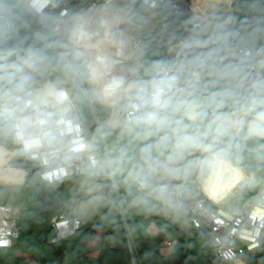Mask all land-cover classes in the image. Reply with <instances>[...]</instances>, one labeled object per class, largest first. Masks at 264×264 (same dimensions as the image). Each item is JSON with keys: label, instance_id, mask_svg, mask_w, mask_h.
<instances>
[{"label": "clouds", "instance_id": "obj_1", "mask_svg": "<svg viewBox=\"0 0 264 264\" xmlns=\"http://www.w3.org/2000/svg\"><path fill=\"white\" fill-rule=\"evenodd\" d=\"M36 3L0 0V134L22 153L175 216L264 182V20L215 16L157 56L130 7L61 19Z\"/></svg>", "mask_w": 264, "mask_h": 264}, {"label": "built area", "instance_id": "obj_2", "mask_svg": "<svg viewBox=\"0 0 264 264\" xmlns=\"http://www.w3.org/2000/svg\"><path fill=\"white\" fill-rule=\"evenodd\" d=\"M95 0H37L38 13H52L61 19L71 16L73 12H95L106 0L90 10ZM115 0H111L114 3ZM200 0H126L127 7L147 21L135 30L142 35L146 43H150L149 53L168 55L173 52L172 45L186 36L194 24L203 26L213 20V13L226 6L229 17L233 13L232 0H216L211 7H204ZM146 12L156 17V30L147 33L149 18ZM228 13V12H227ZM264 20V0H253L241 15L237 26L250 29L255 20ZM83 138V137H81ZM18 152L21 158L39 178L43 185L57 187V185L81 176L78 162L68 164H51L41 154L26 155ZM264 175V173H261ZM234 189L226 193L220 201L209 199L202 193H195L189 202L187 210L180 216L156 210L163 225L171 228L174 233L190 239L204 234V246L211 251L210 264H229L239 262L248 264L260 256H264V191L260 196L249 203L238 207L219 206ZM58 191V190H57ZM60 193V191H59ZM123 215L124 195L114 192ZM122 201H124L122 203ZM81 218L75 215L68 216L61 213L50 220V227L54 235L49 243L56 244L77 234L83 227ZM21 232L20 209L17 207L0 205V250L10 249L19 238ZM178 239L168 232H164V240L160 246L162 254L169 253ZM132 264H137L135 252L129 244Z\"/></svg>", "mask_w": 264, "mask_h": 264}, {"label": "trees", "instance_id": "obj_3", "mask_svg": "<svg viewBox=\"0 0 264 264\" xmlns=\"http://www.w3.org/2000/svg\"><path fill=\"white\" fill-rule=\"evenodd\" d=\"M246 2L247 0H245L244 4H242L238 10L233 11L231 15V17L236 19L237 25L241 15L248 7H245ZM8 142L9 139L3 134H0V143L8 145ZM27 172L28 176H30L33 171L27 167ZM262 191H264V182L252 187L241 186L236 194L241 196L244 204H246L256 200ZM59 195H62L61 191ZM119 195L121 197L124 195L122 189L119 191ZM128 210V204L123 205L125 216ZM95 219L101 223L102 234L100 239L95 247L88 246V243L94 237V231L98 229V227L91 225V222H87V234L80 246V256L88 257L94 254V257H91L90 264H131L124 232L118 219L111 214L110 203L106 202L100 207L95 215ZM115 219L116 221H114ZM115 223L119 227V241H117L116 238L114 246L106 247L104 245V240L110 234V231H114L116 227ZM128 229L131 234L137 264H210L212 254L211 251L204 246L206 240L204 234L187 239L180 234L174 233L171 228L165 225H162L161 229L157 232L150 233L144 231L140 236H138V234L141 232L142 227L132 229L128 224ZM164 232H168L178 239L177 245L167 254H162L160 252V246L164 240ZM53 235L54 230L50 227V223L33 233L32 236L28 237V240H23L20 235L10 249L0 250V264H30L31 261L23 255L13 253L17 252L18 249L34 253L36 264H46L44 257L38 256L37 252L50 249L49 247L51 244L49 245V241ZM248 264H264V256H260L258 259L248 262Z\"/></svg>", "mask_w": 264, "mask_h": 264}, {"label": "rangeland", "instance_id": "obj_4", "mask_svg": "<svg viewBox=\"0 0 264 264\" xmlns=\"http://www.w3.org/2000/svg\"><path fill=\"white\" fill-rule=\"evenodd\" d=\"M203 1L205 0H200L199 2L202 3ZM252 1L253 0H249V1L247 0L245 7L248 6ZM215 2L216 0H210L209 5L207 7L213 6ZM244 2L245 0H232V9L234 11L238 10L240 6L244 4ZM113 4L119 5L121 7H127L126 0H115ZM222 8L226 16L229 17L230 14L226 6ZM134 34L138 40L145 42L142 39V35L139 32L135 31ZM88 123L89 124L91 123L90 117ZM13 144L18 148V145H16L15 143ZM59 190L63 194L62 204L65 210L81 218L84 225L82 229L74 236H71L56 244L49 243V245L51 244L49 250L37 252L38 256L44 257L46 264H90L91 263V257H94V254L93 256H88V257L80 256V246L87 234V228H88L87 222H91V225L98 227V229L94 231V237L88 243V246L95 247L97 245L100 236L102 234V230H101V223L95 219V215L100 209V207L106 202L110 203L111 214L118 219L123 232H124L123 222H122L123 217L127 227L128 224L132 229L142 227L141 232L138 234V236L144 233V231L150 233L157 232L161 229L163 225L162 220L156 211L142 212L134 208H129L127 215L125 216L123 212L122 215L123 217H122L121 211L119 209L115 197V193L111 189V187L108 186L107 184L102 183V186L95 189L92 193H86V191L82 189V177H80L79 179L70 180L67 184L60 185ZM55 194L59 196V191H55ZM222 204L227 207L242 206L244 204V201L243 198H241V196H238L233 191L232 194H230L221 204H219V206H221ZM22 220L23 218L21 217L20 222H22ZM114 221H116V219ZM115 225L116 227L114 226L115 227L114 231L113 230L110 231V234L104 240V245L106 247L114 246L116 243V238L117 241H119L118 239L119 227L116 223ZM39 228L40 225L39 226L37 225L32 229V231L37 232ZM30 235L32 236V234ZM21 237L23 238V240H28V237L30 236L26 234H21ZM127 237H128V243L133 248V242L130 232ZM13 253L23 255L25 258L31 261L30 264H36L34 258L35 255L30 251H24L18 249L17 252H13ZM130 263L132 264L131 256H130ZM229 264H240V263L234 262Z\"/></svg>", "mask_w": 264, "mask_h": 264}, {"label": "crops", "instance_id": "obj_5", "mask_svg": "<svg viewBox=\"0 0 264 264\" xmlns=\"http://www.w3.org/2000/svg\"><path fill=\"white\" fill-rule=\"evenodd\" d=\"M145 14L149 18L146 32L153 33L156 30V17L151 12ZM18 150L11 140L8 145L0 143V205L19 208L20 219L23 218L20 235L31 236L35 233L32 229L37 225H40V230L61 213L73 215L62 204L63 194H55L60 185L70 180L57 187L41 184L34 172L28 176L27 164Z\"/></svg>", "mask_w": 264, "mask_h": 264}, {"label": "water", "instance_id": "obj_6", "mask_svg": "<svg viewBox=\"0 0 264 264\" xmlns=\"http://www.w3.org/2000/svg\"><path fill=\"white\" fill-rule=\"evenodd\" d=\"M100 1H101V0H95V1L92 3V5H91L90 10L93 11L94 8L100 3ZM215 16H224V14H223V12H222L220 9H218V10H216V11L213 13V19H214ZM224 17H225V16H224ZM241 186L249 187V186H245L243 183H241V184H238V185L235 187L234 192L236 193V192L239 190V188H240ZM121 216H122V215H121ZM122 217H123V216H122ZM122 220H123L122 222H123V228H124V233H125V237H126V242H127L128 250H129V253H130V247H129L128 237H127V236L129 235V230H128V227H127V225H126V223H125L124 217H123Z\"/></svg>", "mask_w": 264, "mask_h": 264}, {"label": "bare ground", "instance_id": "obj_7", "mask_svg": "<svg viewBox=\"0 0 264 264\" xmlns=\"http://www.w3.org/2000/svg\"><path fill=\"white\" fill-rule=\"evenodd\" d=\"M209 1L210 0H205L203 1L201 4L204 6V7H207L209 5ZM225 194H223L221 197H218V198H213V200L215 201H220L224 198Z\"/></svg>", "mask_w": 264, "mask_h": 264}]
</instances>
